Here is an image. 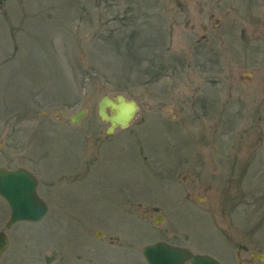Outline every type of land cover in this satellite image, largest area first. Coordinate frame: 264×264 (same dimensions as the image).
<instances>
[{
    "label": "rangeland",
    "instance_id": "obj_1",
    "mask_svg": "<svg viewBox=\"0 0 264 264\" xmlns=\"http://www.w3.org/2000/svg\"><path fill=\"white\" fill-rule=\"evenodd\" d=\"M118 93L139 108L106 134L97 103ZM0 167L49 206L5 228L0 197V264H147L159 240L264 253V0H0Z\"/></svg>",
    "mask_w": 264,
    "mask_h": 264
},
{
    "label": "water",
    "instance_id": "obj_2",
    "mask_svg": "<svg viewBox=\"0 0 264 264\" xmlns=\"http://www.w3.org/2000/svg\"><path fill=\"white\" fill-rule=\"evenodd\" d=\"M138 110L137 102L121 93L114 96L102 95L97 103V116L100 121L107 123L106 134H112L116 129L129 126ZM87 113L83 108L69 116L71 123L78 122ZM38 180L36 176L25 169H7L0 167V196L6 201L10 213L5 223L9 228L17 222H38L48 211L47 203L37 192ZM161 215L153 218L154 224L162 221ZM101 233L99 232L98 235ZM9 245V240L0 231V255ZM142 255L148 264H220L213 257L206 254H194L186 247L173 245L165 241L147 244L142 249ZM250 257L264 261V253H251ZM250 264V263H248Z\"/></svg>",
    "mask_w": 264,
    "mask_h": 264
},
{
    "label": "flooded vegetation",
    "instance_id": "obj_3",
    "mask_svg": "<svg viewBox=\"0 0 264 264\" xmlns=\"http://www.w3.org/2000/svg\"><path fill=\"white\" fill-rule=\"evenodd\" d=\"M213 19V14H208V20L209 21H211ZM215 21L217 22V24H212V25H210V27L212 28V29H214L216 26H218V19H215ZM185 27H187V25H188V22H185ZM195 24L194 23H192L190 26H189V28H190V30L193 32L194 30H195ZM199 28V30L200 31H202V32H205V31H207V29H208V26H206V25H204V24H201V25H199L198 26ZM195 34V33H194ZM198 41H203L204 43H207L208 41H209V38L206 36V35H204V33L202 34V35H200L199 36V39L197 40V42ZM195 106V105H194ZM222 111H224V108L222 107ZM222 115H223V113H222ZM227 201V200H226ZM146 216L148 215L147 213L145 214ZM167 242V241H166ZM252 252H249V253H247L244 257L243 256H241V245H238V249H237V251H236V253H235V256H236V258H237V261H238V264H248V263H250V264H264V261H261L260 259H258V258H251L250 257V254H251Z\"/></svg>",
    "mask_w": 264,
    "mask_h": 264
}]
</instances>
